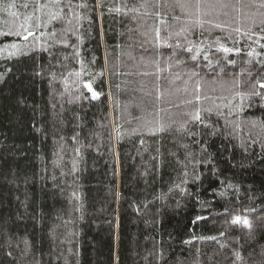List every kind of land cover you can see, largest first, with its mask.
<instances>
[{
    "label": "trees",
    "instance_id": "obj_1",
    "mask_svg": "<svg viewBox=\"0 0 264 264\" xmlns=\"http://www.w3.org/2000/svg\"><path fill=\"white\" fill-rule=\"evenodd\" d=\"M197 3L0 0V264H264V0Z\"/></svg>",
    "mask_w": 264,
    "mask_h": 264
},
{
    "label": "snow or ice",
    "instance_id": "obj_2",
    "mask_svg": "<svg viewBox=\"0 0 264 264\" xmlns=\"http://www.w3.org/2000/svg\"><path fill=\"white\" fill-rule=\"evenodd\" d=\"M68 2H69V7H70L71 0H68ZM197 6H199V0H198V3H197ZM53 18H55V17H53ZM217 27H219V25H217ZM16 34H17V35H20V33H16ZM31 35H33V33L29 31V32H28V36H31ZM53 35H55V33H53ZM158 35H159V33H157V36H158ZM28 36H24L23 38H24L25 40H27V39H28ZM13 47H15V46H13ZM261 47H264V45H261ZM222 50H223L224 52H226V53H227V52H232V51H236V52H239V51H240V49H231V48H227V47H223ZM189 51H191V49H189ZM249 55H252V53L250 52ZM192 59L195 60L196 57L193 56ZM231 63L234 64L235 62H234V61H231ZM262 68H264V65H262ZM194 74H195V73H194ZM248 75H249V77H251V76L253 75V73H252V72H249ZM256 85H258V87H259L260 90H264V71H260V72L257 74V78H256V81H255V84L253 85V87L255 88ZM84 87H86V88L88 89V91L91 92V94H92V98H93V99H95V98L98 97L99 94L92 90V86H91L90 84H85ZM252 95H256V96H264V92L257 90V91H254V92L252 93ZM196 99L199 100V96H197ZM193 119H194V120H200V113H199V111L196 112V114L194 115ZM163 130H164V129H163L162 126H161L160 128L157 129V131H163ZM196 219H197V220H200V219H203V217H199V216H198ZM194 223H195V221H194ZM231 223H232V224H241V223H242L245 227L251 228V224L249 223V221H248L247 219H243V220H241V217H239V216H236V217L231 221ZM221 235H223V233H221ZM210 239H215V237H211ZM186 243H188V242L186 241ZM262 254H264V253H262ZM236 256H237V258H240V253L237 252V253H236Z\"/></svg>",
    "mask_w": 264,
    "mask_h": 264
}]
</instances>
